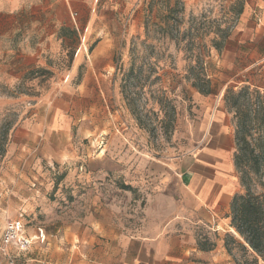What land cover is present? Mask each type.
<instances>
[{"label":"crops","instance_id":"1","mask_svg":"<svg viewBox=\"0 0 264 264\" xmlns=\"http://www.w3.org/2000/svg\"><path fill=\"white\" fill-rule=\"evenodd\" d=\"M140 1L0 0V234L7 222L23 217L32 249L20 256L32 264H240L237 245L248 258L255 257L230 224L232 197L243 189L233 164L232 115L223 95L227 88L244 86L264 93V0L245 1L216 56L217 68L229 73L220 96L213 101L196 93L215 104L196 132L198 148L172 166L143 161L135 182L124 183L142 192L141 199L135 198L134 216L126 196L118 203L92 192L114 169L105 160L77 176L88 188L92 185L80 206L60 208L61 201L50 200L54 185L48 170L69 160L81 163L85 156L79 142L96 131L73 136L71 120L46 107L57 102L58 94L39 89L17 94L23 75L13 73L45 70L47 58L68 53L62 49L67 41L112 39L111 31L102 28L107 10L120 21L137 11ZM103 49L98 43L87 55L86 73L93 70L92 58L107 54ZM78 54L70 49L71 73L80 69ZM17 103L28 106L16 121ZM118 172L128 176L125 166ZM262 183L264 197V175ZM137 201H144L140 214ZM258 264L264 263L258 258Z\"/></svg>","mask_w":264,"mask_h":264},{"label":"rangeland","instance_id":"2","mask_svg":"<svg viewBox=\"0 0 264 264\" xmlns=\"http://www.w3.org/2000/svg\"><path fill=\"white\" fill-rule=\"evenodd\" d=\"M245 1L180 0L182 10L176 14L172 36L163 34L165 26L158 21L164 13L162 6L154 3L149 14L150 0H141L137 11L134 8L127 17L117 19L119 22L107 10L102 28L111 31L112 39L67 41L62 49L68 53L47 58L45 70L13 73L23 75L14 90L17 94L38 93V89L47 95L58 94L57 102L46 107L71 120L73 136L77 131H96L79 142L85 156L81 163L69 160L48 170L49 184L54 185L50 192L52 202L61 201L60 208L76 203L80 206V198L91 191L92 185L88 188L82 180H76L77 176L88 174V165L100 167L98 162L105 160V164L110 162L116 167H108L114 169L92 192L99 190L118 203L126 196L127 209L134 216L135 198L141 199L142 192L123 187H127L126 182H135L136 167L143 161L172 166L198 148L196 132L202 131L206 115L215 104L196 96L197 91L191 86V69L210 80L208 96L216 101L220 85L229 73L217 68L218 52L212 41L221 43L230 36ZM98 43L108 52L92 58L93 70L86 73L84 67L90 63L87 55ZM70 49L79 50L75 62L80 69L74 73L67 70L72 62ZM259 100L264 105V94ZM254 103L251 96L249 104ZM27 106H14L16 121ZM243 109L241 106L237 115L236 110L228 109L234 132ZM250 117L253 119L254 113ZM247 128L253 138L258 133L264 135V122L260 124L259 119L251 121ZM120 166L126 167L128 176L118 172ZM254 190L263 194V188ZM143 207L144 201H137V213ZM16 220L24 223L18 215ZM237 254L243 264L246 255L239 249ZM18 260L19 264L33 263L22 257Z\"/></svg>","mask_w":264,"mask_h":264},{"label":"trees","instance_id":"3","mask_svg":"<svg viewBox=\"0 0 264 264\" xmlns=\"http://www.w3.org/2000/svg\"><path fill=\"white\" fill-rule=\"evenodd\" d=\"M154 3L164 9V13L158 17V21L163 22L165 26L163 34L172 36L176 14L182 10L180 0H150L148 5L149 14ZM242 8L238 11V15L241 14ZM146 22L144 24L145 28L147 27ZM224 39L221 43L215 40L212 41V47L218 53L221 52L228 38L225 37ZM191 72L194 76L191 86L198 94L208 96L211 93L209 89L210 80L194 73L193 69H191ZM251 96H254L256 103L249 104ZM260 97L261 93L259 91L250 90L246 86L236 91L228 88L223 95V102L227 110L234 109L237 115L239 108L244 107L234 132L235 153L233 156L234 168L243 193L234 195L230 203L231 227L255 255L253 258H248L247 250L243 246L237 245V248L246 255L243 264H258V258L264 263V197L263 194H259L254 190L258 187L263 188L264 135L258 133L257 137L253 138L247 128L251 121L259 119L260 124L264 122V105L260 102ZM251 107L255 109H251ZM228 112L230 111L228 110ZM251 112L254 113L253 119H250ZM123 188L128 189V187ZM227 239L234 242L231 237H227ZM226 250L230 252L227 247Z\"/></svg>","mask_w":264,"mask_h":264},{"label":"built area","instance_id":"4","mask_svg":"<svg viewBox=\"0 0 264 264\" xmlns=\"http://www.w3.org/2000/svg\"><path fill=\"white\" fill-rule=\"evenodd\" d=\"M20 220L9 221L0 234V264H19L21 254L32 249V242Z\"/></svg>","mask_w":264,"mask_h":264}]
</instances>
